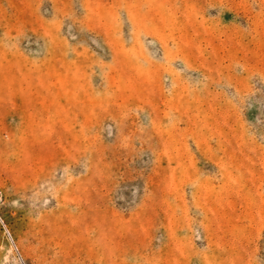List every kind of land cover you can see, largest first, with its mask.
Instances as JSON below:
<instances>
[{
	"label": "rangeland",
	"instance_id": "obj_1",
	"mask_svg": "<svg viewBox=\"0 0 264 264\" xmlns=\"http://www.w3.org/2000/svg\"><path fill=\"white\" fill-rule=\"evenodd\" d=\"M0 264H264V0H0Z\"/></svg>",
	"mask_w": 264,
	"mask_h": 264
},
{
	"label": "built area",
	"instance_id": "obj_2",
	"mask_svg": "<svg viewBox=\"0 0 264 264\" xmlns=\"http://www.w3.org/2000/svg\"><path fill=\"white\" fill-rule=\"evenodd\" d=\"M0 198H1V193H0Z\"/></svg>",
	"mask_w": 264,
	"mask_h": 264
}]
</instances>
